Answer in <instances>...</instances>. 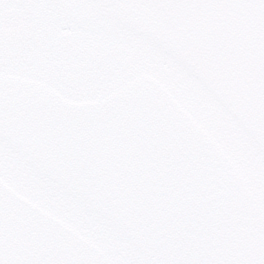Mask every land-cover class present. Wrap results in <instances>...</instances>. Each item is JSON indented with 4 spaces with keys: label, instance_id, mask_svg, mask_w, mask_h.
Wrapping results in <instances>:
<instances>
[{
    "label": "snow or ice",
    "instance_id": "obj_1",
    "mask_svg": "<svg viewBox=\"0 0 264 264\" xmlns=\"http://www.w3.org/2000/svg\"><path fill=\"white\" fill-rule=\"evenodd\" d=\"M0 264H264V0H0Z\"/></svg>",
    "mask_w": 264,
    "mask_h": 264
}]
</instances>
